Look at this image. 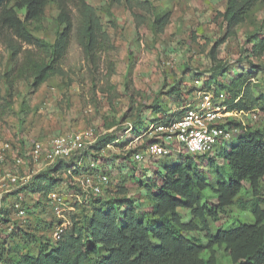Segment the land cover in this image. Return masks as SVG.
<instances>
[{
	"label": "trees",
	"instance_id": "obj_1",
	"mask_svg": "<svg viewBox=\"0 0 264 264\" xmlns=\"http://www.w3.org/2000/svg\"><path fill=\"white\" fill-rule=\"evenodd\" d=\"M124 1L130 9H144L142 3H147L141 0ZM51 3L58 9V31L54 43L36 40L31 31V28H43L46 9ZM260 5H264V0L227 1L225 11L220 14L226 30L225 37L216 42L210 52L213 62H218V48L237 35L239 28ZM76 21L78 27L75 26ZM170 21L171 12L162 17L156 16L152 29L155 33H163ZM139 28L140 25L137 26V33ZM74 33L78 35L95 78L102 67L101 55L109 53L112 47L97 11L87 0H0V38L3 36L0 43L6 47L13 62V67L3 75L7 107L12 102L18 83H28L31 89L37 91L54 78L66 77L63 63ZM247 45L250 49L244 52H249L251 57H264V19L259 30L248 38ZM228 71L220 66L216 75L205 80L199 89L213 91L228 111H257L264 121V91L255 82L256 76L236 72L226 80L224 75ZM114 74V66L109 65L105 84L101 88L111 105L119 98L115 86L110 83ZM179 86L177 82L169 93L179 94ZM194 91L196 88L193 86L187 93ZM157 103L155 100L154 104ZM182 106L172 113L157 106L156 112L153 111L158 115L149 125L138 121L131 128H122L123 121L114 132L100 135L96 144L84 155L85 172L96 173L89 167V157L102 163L99 155L107 150L109 143L120 149L122 155L118 157L131 160L133 153L143 151L153 140L144 137L136 148L127 147L152 124L170 123L180 118L183 111L178 109ZM228 125L240 131L236 134V141L220 152L229 168L224 174L218 173L215 180L209 179L198 168L199 160L210 156H184L176 164L162 166L156 173L157 185L154 187L139 178V183H144L146 188L145 198L136 200L130 197L123 186H118L115 193H109L110 184L102 195L90 196L84 203L76 205L81 214L89 211V215L80 222L73 217L74 222L69 227L71 231L68 228L59 240H54L52 233L42 246L43 250L36 255L1 246L0 260L5 254L6 264H218L215 250L218 248L224 250L232 264H264V201L259 198L264 180V127H245L237 120L228 122ZM79 159L80 156L58 161L36 174L31 182L13 194L12 198H16L13 202L19 200L20 193H23L25 199L22 206L30 214L32 207L25 201L26 198L32 199L40 194L42 196L37 202L44 198L49 200V193L56 191L62 183L68 192L75 188L81 193L71 184L72 177L68 176V170ZM208 164L211 168L218 167L212 159ZM74 174L79 175L78 171ZM158 181L161 182L158 184ZM243 191L254 201L249 210L253 222L239 223L226 229L217 227L214 231L211 223L218 222L220 214L235 205ZM183 211H187V215ZM14 214L11 201L5 203L0 211L1 231L7 234L9 242L23 226L20 219L13 220ZM187 216L190 219H186ZM58 223L50 225L55 230ZM196 234L199 236L196 237ZM7 242L1 245H7Z\"/></svg>",
	"mask_w": 264,
	"mask_h": 264
},
{
	"label": "rangeland",
	"instance_id": "obj_2",
	"mask_svg": "<svg viewBox=\"0 0 264 264\" xmlns=\"http://www.w3.org/2000/svg\"><path fill=\"white\" fill-rule=\"evenodd\" d=\"M227 1L141 0L147 2L142 3L144 9H130L124 0H87L97 11L112 47L109 53L101 55L100 73L94 78L78 35L74 33L63 63L66 77L54 78L37 91L31 89L28 83H18L8 107L3 75L13 67V62L6 47L0 43V137L20 144L23 149L34 141L47 143L56 136L86 129H92L98 135L110 134L117 130L123 121L125 123L122 128L132 126L138 121L147 126L158 115L155 114L157 106L172 113L180 105H195V94L187 92L195 86L196 80L204 82L215 76L222 65L229 70L224 75L225 78L222 76L224 79L228 80L229 76L236 72L251 73L256 76L255 82L264 91V57H251L249 52H244L250 49L247 45L248 38L259 30L264 19V5L258 6L250 14L248 21L239 28L235 37L229 38L218 48L217 63L210 58V52L216 42L225 37L226 30L220 14L225 11ZM167 12H171L169 25L163 33H155L152 29L154 18L162 17ZM57 15V7L49 4L43 28H31L36 40L54 43L58 31ZM75 26L78 27L77 21ZM109 65H113L115 69L110 83L119 94L113 105L101 92ZM177 82L180 84L177 91L179 94L173 95L169 91ZM155 100L158 101L156 105ZM260 116L257 115V121L246 120V126L264 127ZM235 141L236 137L230 144ZM132 143L127 149L137 146H132ZM227 147L229 145L225 148ZM121 155L117 147L114 150L107 149L99 155L102 170L111 176L109 193H115L118 186H123L129 191L128 195L136 200H141L145 198L143 195H147L144 183H139L140 179L154 187L157 185L156 173L164 164L173 165L182 161V157H171L134 165L130 160L118 157ZM210 159L218 167L211 168L208 164ZM198 168L209 179L215 180L218 173L224 174L229 166L224 161L223 154L219 153L199 160ZM36 169L37 167H34L32 171L35 172ZM5 171L6 168L0 165V174ZM12 172L23 174L26 171L12 168ZM160 182L158 181V184ZM63 186L64 183L56 190L57 193L64 194L61 197L63 204L58 207L46 198L40 202L31 197L26 198L25 201L32 210L26 221L19 220L23 226L16 231L12 241L9 242L7 234L1 231L3 227L0 223V249L1 246H10L14 251L36 255L43 250L42 246L52 235L54 229L50 224L58 223L59 214L70 218L72 223L73 217L76 222L84 221L89 211L81 214L79 207H76L80 204L79 200L66 195L67 190ZM19 190L15 188L6 199L9 202L16 200L12 197ZM19 198L24 200V194L20 193ZM259 198L264 201V180L259 190ZM236 202L220 214L218 222L211 223L214 231L217 227L226 229L239 223L253 222L254 218L249 213L254 202L251 195L243 191ZM262 207L264 209V204ZM187 213L183 211L184 215ZM186 219H190V216ZM13 220L18 221L16 214ZM195 236L198 237L199 234ZM6 242L7 245H1ZM215 250L218 264H232L224 250ZM6 259L3 254L0 264H6Z\"/></svg>",
	"mask_w": 264,
	"mask_h": 264
},
{
	"label": "built area",
	"instance_id": "obj_3",
	"mask_svg": "<svg viewBox=\"0 0 264 264\" xmlns=\"http://www.w3.org/2000/svg\"><path fill=\"white\" fill-rule=\"evenodd\" d=\"M194 85L197 103L180 107L178 111H183V115L173 122L152 124L141 137L132 143V146L141 144L144 137L152 139L153 142L148 144L143 151L133 153L131 164L141 165L149 160L171 157H212L229 145L240 131L238 128H230L228 122L237 120L247 127L246 120H258L259 113L257 111L247 113L228 111L227 107L221 105V99H217L213 91L207 92L199 89L203 85L202 80H196ZM100 135L92 129H86L56 136L47 143L34 141L23 149L20 144L0 137V165L7 170L0 174V211L6 203L5 201L9 202L6 198L13 193L15 188L21 189L32 181L33 176L58 161H68L78 156L80 159L68 170V176L72 177L71 184L79 188L81 193L72 188L65 194L76 198L81 203L87 201L90 196L102 195L104 189L111 184L110 175L102 170L99 160H95L91 156L89 157V167L96 173L87 174L84 170V155L96 144ZM106 148L114 150L115 146L113 143H109ZM34 167H37L35 172L32 171ZM12 168L23 169L26 172L17 174L12 172ZM76 171L79 175L74 174ZM63 195V193L53 191L49 193L48 199L52 202L51 204L58 207L63 204L61 200ZM41 196L37 194L34 199L38 201ZM22 202L23 199L19 198L11 203L14 204L17 219L26 221L28 214L23 208ZM71 223L70 218L59 214V223L53 232V239L59 240Z\"/></svg>",
	"mask_w": 264,
	"mask_h": 264
}]
</instances>
